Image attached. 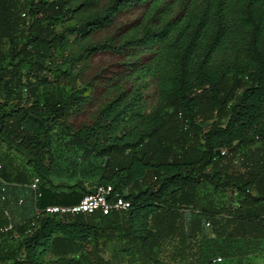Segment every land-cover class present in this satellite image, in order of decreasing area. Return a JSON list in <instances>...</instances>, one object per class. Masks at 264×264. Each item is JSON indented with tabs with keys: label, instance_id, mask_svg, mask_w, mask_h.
<instances>
[{
	"label": "trees",
	"instance_id": "16d2710c",
	"mask_svg": "<svg viewBox=\"0 0 264 264\" xmlns=\"http://www.w3.org/2000/svg\"><path fill=\"white\" fill-rule=\"evenodd\" d=\"M95 55L114 65L92 69ZM92 180L129 205L33 214L77 202ZM2 191L23 218L0 234L15 243L0 264L264 252V0H0Z\"/></svg>",
	"mask_w": 264,
	"mask_h": 264
},
{
	"label": "built area",
	"instance_id": "2783aa9c",
	"mask_svg": "<svg viewBox=\"0 0 264 264\" xmlns=\"http://www.w3.org/2000/svg\"><path fill=\"white\" fill-rule=\"evenodd\" d=\"M222 152V151H221ZM38 184V177L36 175L31 176L27 186L33 190V195L36 196V190ZM92 191L84 193L77 202L72 204H46L45 206L38 208L33 206V214L37 215L39 212L45 214L61 215L65 213H84L89 214L99 211L101 213H107L111 209H125L129 205V201L117 192H113L110 184H94ZM3 196L1 195V198ZM22 198L18 197L17 202H21ZM5 215L7 211H4ZM33 224V221H30ZM207 224V222H205ZM11 228V223L7 221L5 224L0 225V234L5 233ZM27 231L29 228L26 229ZM1 239V236H0ZM212 260H220L219 256H215Z\"/></svg>",
	"mask_w": 264,
	"mask_h": 264
},
{
	"label": "rangeland",
	"instance_id": "374dc122",
	"mask_svg": "<svg viewBox=\"0 0 264 264\" xmlns=\"http://www.w3.org/2000/svg\"><path fill=\"white\" fill-rule=\"evenodd\" d=\"M138 13H139V10H136L133 12H125L120 16L119 19L129 20L131 18H135L138 15ZM59 22H60L59 23L60 25H65V24L71 23L72 20L67 19L66 17L65 18L63 17ZM73 36L74 35L67 34L66 38L71 39ZM114 61H115V59H113L111 56H108V55H95L90 61V67L92 69H95V68L100 67V66H107V68H109V67H112L114 65ZM146 85L147 86H146V89L144 91V94L146 92L148 94L149 99H152V101H154L152 86L150 85V82L147 81ZM14 157L16 160H18L20 162L19 163L20 166L23 165V160L20 157H18V156H14ZM26 170L28 171L29 169H26ZM29 174H30V172H29ZM60 178L63 179L65 177L62 176ZM55 179H57V178L55 177ZM69 180H71V179H69ZM19 188H20V193L24 198V204L31 206L32 202H31V191H30V189L27 188L26 186H20ZM1 194L4 196L3 199L2 198L0 199V203H2V205H1L2 210L4 209L7 211L6 215L2 211V215L4 217H6L9 220V222H11V223H14V222L20 220L21 218H23L22 212H19L18 207L16 205H14L13 202H11L9 205L8 204L3 205L2 201H4L6 199V197H5L4 191H2ZM206 232L208 234L210 233L209 225H206ZM13 244H15V243H9V242L4 241V243L2 244V246L0 248L12 246ZM112 247H113L112 242L107 243L106 246H104V250L102 251L103 255H108L109 251ZM241 255L242 256H240L239 259H237L236 257H232V258L221 259V260L214 262V263L203 262L201 264H264V252L258 251L257 253L251 252L248 255H244V254H241ZM177 263L178 264H189V261L187 260V258H184V259L179 260Z\"/></svg>",
	"mask_w": 264,
	"mask_h": 264
},
{
	"label": "water",
	"instance_id": "95a60500",
	"mask_svg": "<svg viewBox=\"0 0 264 264\" xmlns=\"http://www.w3.org/2000/svg\"><path fill=\"white\" fill-rule=\"evenodd\" d=\"M218 151H219V150H218L217 148L214 150L215 153H218ZM94 183H95V182L92 180V181L87 182L86 185H87L88 187H91V186L94 185Z\"/></svg>",
	"mask_w": 264,
	"mask_h": 264
},
{
	"label": "crops",
	"instance_id": "0c3cea01",
	"mask_svg": "<svg viewBox=\"0 0 264 264\" xmlns=\"http://www.w3.org/2000/svg\"><path fill=\"white\" fill-rule=\"evenodd\" d=\"M255 148V147H258V142H255V143H253V145H251L250 147H248V148ZM248 148H245L248 152L251 150V149H248ZM235 158V157H234ZM89 182V181H88ZM22 220V219H21Z\"/></svg>",
	"mask_w": 264,
	"mask_h": 264
}]
</instances>
